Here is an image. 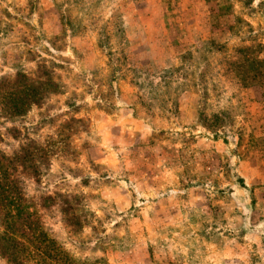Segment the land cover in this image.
Instances as JSON below:
<instances>
[{"label": "rangeland", "instance_id": "374dc122", "mask_svg": "<svg viewBox=\"0 0 264 264\" xmlns=\"http://www.w3.org/2000/svg\"><path fill=\"white\" fill-rule=\"evenodd\" d=\"M19 150L62 264H264V0H0Z\"/></svg>", "mask_w": 264, "mask_h": 264}, {"label": "trees", "instance_id": "16d2710c", "mask_svg": "<svg viewBox=\"0 0 264 264\" xmlns=\"http://www.w3.org/2000/svg\"><path fill=\"white\" fill-rule=\"evenodd\" d=\"M17 107L15 111L21 108ZM8 111L5 108V111ZM19 112V111H18ZM19 154L12 157H0V209L4 210L0 226V256L12 264H23L28 261L44 262L45 264H62V254L55 242L46 237L36 220L34 206L24 202L21 190L13 179L14 159H20ZM37 258L38 260H35Z\"/></svg>", "mask_w": 264, "mask_h": 264}]
</instances>
